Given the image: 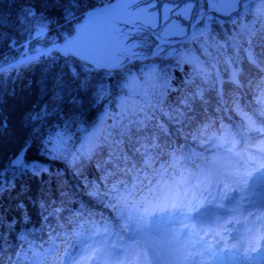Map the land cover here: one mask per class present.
Here are the masks:
<instances>
[{
  "label": "clouds",
  "instance_id": "clouds-1",
  "mask_svg": "<svg viewBox=\"0 0 264 264\" xmlns=\"http://www.w3.org/2000/svg\"><path fill=\"white\" fill-rule=\"evenodd\" d=\"M248 19L214 28L215 43L175 45L194 59L125 56L109 77L111 95L78 110L91 141L51 162L33 201L37 219L26 206L19 218L2 214L0 264H32L18 225L36 228L24 232L38 250L55 242L44 264H213L210 249H232L237 230L246 252L264 251V207L230 211L233 193L247 187L241 178L264 174V16L241 36ZM154 207L156 221L174 228L129 241V224ZM208 208L219 210V224L197 219ZM81 226L94 241L84 253Z\"/></svg>",
  "mask_w": 264,
  "mask_h": 264
},
{
  "label": "snow or ice",
  "instance_id": "snow-or-ice-1",
  "mask_svg": "<svg viewBox=\"0 0 264 264\" xmlns=\"http://www.w3.org/2000/svg\"><path fill=\"white\" fill-rule=\"evenodd\" d=\"M11 4L13 11H0V105L7 80L19 79L22 70L34 64L44 73L38 81L41 97L50 96L49 101L34 104L24 113L17 147L6 159H0V198L15 191L17 181L22 182L20 192L26 191L25 178L44 182L51 162L70 152L74 126L77 130L82 127L78 110L85 104H100L111 95L109 77L125 56H140L142 49L151 46L153 57L166 52L167 57L179 54L182 59H194L188 52L178 53L175 45L189 37L215 43L214 28L235 25L237 18L248 17L246 24L239 25L242 36L252 31L257 17L264 16V0H11ZM106 44H115L120 54H107ZM65 103L73 109L67 118ZM10 127L0 107V137ZM82 139L91 141L87 133ZM240 183L247 187L233 193L230 211L239 210L242 203L257 206L252 185L245 178ZM259 206L264 207V196ZM15 207L22 213L25 205L17 200ZM156 211L155 207L145 208L136 217L135 227L129 224V241L148 242L174 228L170 220L156 221ZM2 214L0 211V220ZM214 222L219 224L221 217L216 215ZM31 235L21 234L28 245L24 256L31 253L32 264H44V256L55 242L38 250L37 237L28 240ZM77 239L82 253L94 243L82 226ZM233 239L240 243L230 250L219 246L210 249L213 264H264V251L246 252L239 230Z\"/></svg>",
  "mask_w": 264,
  "mask_h": 264
},
{
  "label": "trees",
  "instance_id": "trees-1",
  "mask_svg": "<svg viewBox=\"0 0 264 264\" xmlns=\"http://www.w3.org/2000/svg\"><path fill=\"white\" fill-rule=\"evenodd\" d=\"M11 0H0V11L8 12L13 11ZM160 57V58H159ZM157 57L161 62L164 60V56ZM42 68L39 64H34L26 69L22 70V75L19 79L7 80V83L3 85L6 89L4 94V103L0 105L3 108V115L7 116L10 123V131L5 133L3 137H0V159H6L15 148L17 147V138L21 131L20 120L24 113L32 110L34 104H44L49 101V96L41 97L40 87L38 81L43 75ZM29 82L31 86L29 87ZM110 82V80H109ZM15 92V95H10L9 93ZM65 118L73 110L72 106L65 103L63 105ZM53 120L56 118L53 117ZM82 124V122H81ZM86 126H82L81 129H73V138L70 141V146L74 147L82 139V135L88 132ZM47 177H44L46 180ZM21 181H17V188L11 194L5 193L2 198H0V211L7 216L9 220L13 217L19 218L20 212L16 209L15 205L17 200L23 201L24 205L27 207L29 213L33 216V219H37L36 209L33 205V201L37 199L38 196L42 195V183L40 180L25 178L23 183L27 185V189L24 192H20ZM31 228V231H36L35 227L29 225H18V229H21L22 233L24 230Z\"/></svg>",
  "mask_w": 264,
  "mask_h": 264
},
{
  "label": "rangeland",
  "instance_id": "rangeland-1",
  "mask_svg": "<svg viewBox=\"0 0 264 264\" xmlns=\"http://www.w3.org/2000/svg\"><path fill=\"white\" fill-rule=\"evenodd\" d=\"M183 43V41H181L180 43H177V44H182ZM111 48L112 49H114V45L112 44L111 45ZM177 49V48H176ZM179 50L177 49V52H178ZM145 52H147V54H151V46H147V47H145L144 49H142L141 50V53L140 54H142V53H145ZM164 55V57H167V53L165 52V54L163 53L161 56H163ZM160 58V57H159Z\"/></svg>",
  "mask_w": 264,
  "mask_h": 264
},
{
  "label": "water",
  "instance_id": "water-1",
  "mask_svg": "<svg viewBox=\"0 0 264 264\" xmlns=\"http://www.w3.org/2000/svg\"><path fill=\"white\" fill-rule=\"evenodd\" d=\"M181 41H183V40H181ZM181 41H179L178 43H180ZM113 45H115V44H113ZM104 47H105L106 51H108V52H114V49L109 48L108 45H104ZM116 53H118V52H116Z\"/></svg>",
  "mask_w": 264,
  "mask_h": 264
},
{
  "label": "flooded vegetation",
  "instance_id": "flooded-vegetation-1",
  "mask_svg": "<svg viewBox=\"0 0 264 264\" xmlns=\"http://www.w3.org/2000/svg\"><path fill=\"white\" fill-rule=\"evenodd\" d=\"M106 45H108L109 46V48H111V45L112 44H106ZM112 49V48H111ZM115 54H120L119 52L118 53H115ZM165 54V53H164ZM162 55V54H161Z\"/></svg>",
  "mask_w": 264,
  "mask_h": 264
}]
</instances>
